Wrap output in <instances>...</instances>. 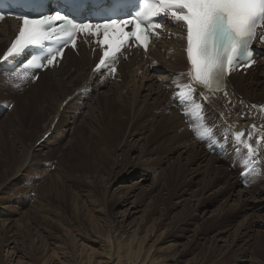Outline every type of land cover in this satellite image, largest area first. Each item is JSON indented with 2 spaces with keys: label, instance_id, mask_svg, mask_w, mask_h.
Returning a JSON list of instances; mask_svg holds the SVG:
<instances>
[{
  "label": "rangeland",
  "instance_id": "rangeland-1",
  "mask_svg": "<svg viewBox=\"0 0 264 264\" xmlns=\"http://www.w3.org/2000/svg\"><path fill=\"white\" fill-rule=\"evenodd\" d=\"M67 68H70L74 77L78 74L77 68L71 66ZM1 81L0 103H3V106H0L1 264H51L52 260V264L58 261L71 264L72 260L80 259L83 264L85 262L92 264L96 261L100 264H110L106 252L127 255L131 260H141L147 264L151 262L239 264L237 258L251 255L256 258L255 261L243 264H264V234L256 227V221L262 213L257 215L249 211L246 201H238L237 198L239 191L255 190L258 183L264 180V171L258 172L259 180L258 178L254 180L256 184L253 185L249 177L248 181H243L253 186L243 185L238 178L240 171L245 168L238 166L244 162L243 156L237 163L233 160L235 156L231 158L227 152L225 155H218L222 162L218 163L215 169H219L220 178L214 182L202 172L203 164L208 158L217 157L213 154L215 147L212 148V155L207 152L210 148L206 136L198 142L193 136L188 147L177 143V147L172 150H168V145L152 140L142 147L140 143L143 141L138 144L134 139L127 138L129 139L127 142L134 143L132 146L134 150H130L127 145L123 148L125 151L121 153L114 146L100 141L95 142L93 139L94 142H89L90 147L87 146L86 156L80 148V140L83 139L85 144L91 141L94 128L99 126L91 119L83 120L89 104L87 107L84 106L75 122L66 119L67 122L65 121L64 126L60 128L62 135H56L60 136L57 141H54L56 136L53 134L49 146L34 153L32 144L47 126L51 111L49 109V116L39 112L37 107H40L43 100L41 102L38 99L40 102L37 104L32 100L26 117L16 119L14 130L8 129L9 122L4 119L6 113L13 111V107L19 105L21 99L29 96L34 88L30 85L28 88L17 89L16 93L10 90L9 85L3 80ZM26 84L29 85L28 82ZM127 89L128 86L124 91ZM232 91L233 94L239 95L234 87ZM44 92L45 90L41 95ZM90 93L92 100L98 93H102V90H92ZM242 100H245L244 96ZM5 102L9 105H5ZM261 102L263 100L258 104ZM80 103L82 100L78 104ZM46 110L47 106L45 112ZM215 113V110H212L207 117ZM56 123L57 120L51 131L57 126ZM200 123L199 126L202 127L204 124ZM184 124L189 123L186 121ZM231 124L235 125L236 122L232 121ZM214 128L211 129V133L222 131L221 125H215ZM197 130L204 131L203 127ZM125 139L126 137L122 139V143ZM193 146L195 152L199 151L201 154L207 152L205 154L207 160L201 162L197 157L196 160L180 162L177 159L179 154L186 156L187 153L184 152L190 151ZM143 148L148 150L147 153L154 162H160L158 164L160 168L155 166L147 170L148 176L145 180L141 174L120 180L122 176H130L131 170L127 171L126 167L134 163L136 155L142 152ZM74 151L78 157L73 158ZM24 157H27V163L17 173ZM76 158L77 162L74 161ZM172 162L185 165L179 169V177H176L177 173H171L166 169ZM262 167L264 170L263 165ZM158 172H161L159 177ZM188 172L199 174L189 182V177H185ZM203 177L210 182L208 189L204 188ZM27 181L32 184L27 186ZM41 187L45 194L43 201L45 211L43 210L41 214L45 217L40 214L39 218L37 216L38 221H34L26 216L31 200L24 204L22 199L28 193L31 196L32 193L42 196ZM247 197L248 195H244L240 198ZM196 199L200 200V204ZM35 207L39 208L40 205L28 210L30 215L38 213ZM262 216L261 218H264L263 214ZM244 239L247 240L245 244L242 243ZM88 256L90 260L86 259Z\"/></svg>",
  "mask_w": 264,
  "mask_h": 264
},
{
  "label": "bare ground",
  "instance_id": "bare-ground-1",
  "mask_svg": "<svg viewBox=\"0 0 264 264\" xmlns=\"http://www.w3.org/2000/svg\"><path fill=\"white\" fill-rule=\"evenodd\" d=\"M165 29L163 39L156 42V48L150 47L149 52L144 55L145 57L141 58L140 55L136 58L129 59L127 62L123 61L121 58H117L115 73H112L111 71H104L101 73L102 75H105L104 81H97L95 80L96 78L94 79V75H89L92 62L94 61V56L91 52L86 49H78L75 55V53L67 51L61 65L57 69L40 72L38 80L33 84L28 80L29 86L31 85L30 87L34 89H30L31 93H28L29 96L27 97L23 94L26 97L24 99H21L20 94H18L21 99L18 98L20 104L18 103L19 105L16 107L14 106L13 111L7 112L4 117V119L6 118L7 122H9L8 129L14 130L18 118L26 117L28 108L32 105V100L36 104L39 100H43V102L41 101L42 104L40 107L37 105V109L39 108V112L45 113L46 116H49L51 111V116L48 118L50 120L45 129L32 144V149L34 153H36L49 146L53 134L54 136L62 135L60 128L64 126L63 124L66 119L75 122L79 113H81V110L84 109V106L86 105L87 107L89 104V109H87L85 113L86 116H83V120L91 119L92 122L99 124V126L94 128V133L91 134V137H93L91 141L89 140L85 144L83 139L80 140V148H82V152L86 154V156L87 146L90 147L89 142H94L93 139L95 142L100 141L104 144L114 146V148L120 153L125 151L123 148L127 145H129L130 150H134L132 147L134 146V143L127 142L130 138H132L131 140L134 139V142H138V144L140 141H143L140 143L142 147L147 145L150 140L155 143L166 146L168 145V150L177 147V143H180L181 145L185 144V147H188L191 144L189 143V140L193 136V139H197V142L200 139L198 138L196 131H199L197 129L203 127L199 126V123L201 122L202 125L205 123L208 124L209 126H206V128L213 130L215 129V125H221V132L225 135H234V138L235 133L243 132V137L239 142L242 152L240 158L244 156L243 159L246 160L247 158H251V153H253V159L259 157V160L262 159V165L264 166V109L262 104H258L261 100L264 101V42L259 38L255 39L254 45L256 50H262L261 53H257L256 55L259 63V69L257 72L253 70L249 71L246 75H233L230 77L225 91L210 95L196 91L193 100L189 101V98H187V102H189L181 104L180 100H182V95L186 93L184 87L190 82L187 77L190 66L185 56L184 39L181 37L183 30L179 22L173 21L168 23ZM14 30V26L8 21H4L0 24V50L2 49L0 51V56L7 46L8 40L14 35ZM172 32L177 33L178 38L174 39L172 37ZM167 36L169 39H166ZM80 58L82 59V62H80ZM67 66L77 68L78 74L74 77L70 72V68H67ZM3 69L7 70L6 66H1L0 72L3 71ZM1 77L2 76H0V79L2 80ZM1 80L0 82H2ZM36 84L38 87L35 88V86H37ZM127 86L129 89L124 91ZM233 87L235 88V91H238L239 95L233 94ZM170 89L175 92L172 96H169V93H167ZM10 90H13L14 92L17 91V89L12 88ZM43 90H45V92L41 95ZM92 90H102V93H98V95L91 100L92 94L90 92ZM226 94L228 95L227 97L224 96ZM237 96H241V98ZM242 96L245 97V100L243 101ZM80 100H82V103L78 104ZM239 102H242L241 106H237ZM7 104L8 103L5 102V105ZM174 104L178 106V109H181L180 113L182 115H180L177 109L172 108ZM198 104H204V119L202 120H197L193 115V109ZM45 105L47 106L46 112ZM0 106H3V103H0ZM212 110H215L216 113L208 118L207 114L211 113ZM0 111H2L1 108ZM72 111H75V113ZM105 114H107V116H105ZM185 118L188 119L187 121L189 124L187 125L184 124ZM56 120L57 126L51 131V127H54V122ZM83 120H81L82 123L84 122ZM232 121H235L236 124L232 125ZM190 125L192 126L191 132L188 131V126ZM252 125L256 126L255 129L251 128ZM184 126L187 127V129H184ZM179 130L181 131L178 132ZM126 132L128 133L126 134ZM60 136H56L54 141H57ZM249 136L251 139H249ZM124 137H126V139L122 143ZM249 144H251L252 151L251 153L244 155L249 151ZM194 149L195 146H193L190 151H185L184 153H187L186 156L179 154L177 159L180 160V162L183 160L189 161L197 157L201 162L207 160V155H205L207 152L201 154L199 151L195 152ZM143 150L136 155L134 163L132 162L131 164L130 162L128 165H131L126 167L127 171H129V169L131 170L129 173L130 176H122L120 180H126L135 175H142L143 180H145L148 176V173L146 172L147 170L154 168L155 166H157L158 169L160 168L158 166L160 162H154V159H151L150 154L148 155V150ZM205 150H208V148ZM224 153H222V155H225ZM77 155V152L74 151L73 158L78 157ZM79 156L81 155L79 154ZM234 156L236 157V155ZM77 159L78 158L74 161L77 162ZM221 159L220 156L211 157L203 164L204 169L202 172H205L208 176L206 177L212 182L216 179L219 180L218 177L220 171L219 169H215V166H218L222 162ZM243 159H241V162H243ZM27 160V157L23 158L17 173H19L20 169L26 165ZM233 160H235V158H233ZM183 165V163L172 162L166 169H169L171 173H177L176 177H179V169ZM261 170L264 171L263 167L259 170V173ZM160 173L158 172L157 177L160 176ZM193 173H196V175H192ZM198 174L199 172H188L185 177H189L188 181L191 182L196 176H198ZM247 175H244L243 177ZM206 177H203L205 184L204 188L208 189L210 182ZM249 177L253 185L257 183L254 181L255 179L258 178L259 180L258 173ZM238 178L240 179V175ZM151 180H153V178H151ZM241 181L243 180L241 179ZM28 184H32V182H28L27 186ZM253 185H250V187ZM32 195L33 196L29 193L25 195V198L22 199V203L31 200L29 201L31 204L27 208L26 216L28 215V217L32 218L34 221H38L37 216L39 218L44 210L43 201H45V194L43 188L42 196L39 194L34 195L33 193ZM244 195H248V197L246 199H241L240 197ZM237 198L238 201H246V206L249 211H253L257 215L260 213L264 215V180L260 181L253 191H239V197ZM196 201L200 204L199 199H196ZM35 205H40L39 208L35 207L38 213L30 215V211L28 210ZM262 214L259 215L257 219L258 221H256V227L258 228V231L264 234V218H261ZM41 216L44 215L41 214ZM3 236L6 237L5 235ZM246 241L247 240L244 239L242 243L245 244L247 243ZM1 245L2 242H0V246ZM106 254L108 255L107 259H110V264H147L141 260H131L127 255L120 256L119 253L113 254L106 252ZM86 259L90 260L91 258L88 256ZM255 259L256 258L252 255L251 257L241 256L240 259L237 258L239 264L251 263L252 261H255ZM52 263L53 260L51 264ZM81 263L83 264L81 259L79 261L72 260L71 262V264ZM56 264L68 263L58 261ZM84 264H86V262ZM92 264H100V262L96 261Z\"/></svg>",
  "mask_w": 264,
  "mask_h": 264
},
{
  "label": "snow or ice",
  "instance_id": "snow-or-ice-1",
  "mask_svg": "<svg viewBox=\"0 0 264 264\" xmlns=\"http://www.w3.org/2000/svg\"><path fill=\"white\" fill-rule=\"evenodd\" d=\"M139 9L135 15L128 14L131 19L104 18L100 23H75L74 18L69 19L59 11L35 18L24 14L18 34L0 60L7 62L30 46H38L45 41L60 39L63 45L70 42L75 48L77 34H102L103 39L98 42L107 47L96 65L95 70L100 71L131 38L147 49L152 31L161 27L154 21L170 18L185 26V51L192 80L210 92H217L225 88L226 77L237 67H251L255 63L252 42L257 38L264 42V0H141ZM0 19H3V13H0ZM128 25L134 26L133 31H125ZM63 52L64 46H61L47 54L46 63L29 61V66L37 71L54 66ZM115 71L112 67L111 72ZM255 127L251 126L252 129ZM210 134L211 130L207 128L203 132L197 131L201 140ZM235 137L240 140L243 132L235 133ZM248 150L252 151L251 144Z\"/></svg>",
  "mask_w": 264,
  "mask_h": 264
}]
</instances>
